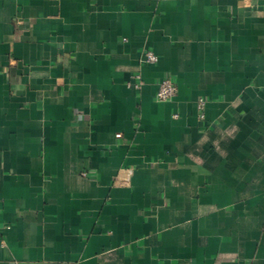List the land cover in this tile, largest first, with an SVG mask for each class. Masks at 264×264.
Listing matches in <instances>:
<instances>
[{
	"label": "crops",
	"instance_id": "1",
	"mask_svg": "<svg viewBox=\"0 0 264 264\" xmlns=\"http://www.w3.org/2000/svg\"><path fill=\"white\" fill-rule=\"evenodd\" d=\"M74 262L264 264V0H0V264Z\"/></svg>",
	"mask_w": 264,
	"mask_h": 264
},
{
	"label": "built area",
	"instance_id": "2",
	"mask_svg": "<svg viewBox=\"0 0 264 264\" xmlns=\"http://www.w3.org/2000/svg\"><path fill=\"white\" fill-rule=\"evenodd\" d=\"M143 63H155L159 60L158 55L153 52L152 50H145L142 56ZM129 87H133L135 89H140L144 85V80L140 73L135 74L131 80L127 82ZM179 92V88L177 83L173 80L171 76L163 77L159 84L158 89L156 92V99L161 102H166L173 100ZM205 107H206V100L204 98H200L197 102V108L199 111V117L201 119L205 118ZM177 116V114H175ZM122 134H118L120 137ZM71 264H80L78 262H74Z\"/></svg>",
	"mask_w": 264,
	"mask_h": 264
}]
</instances>
